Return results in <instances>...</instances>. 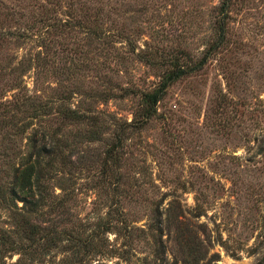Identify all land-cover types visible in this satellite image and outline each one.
<instances>
[{
  "label": "rangeland",
  "instance_id": "374dc122",
  "mask_svg": "<svg viewBox=\"0 0 264 264\" xmlns=\"http://www.w3.org/2000/svg\"><path fill=\"white\" fill-rule=\"evenodd\" d=\"M222 1L0 0V111L17 93L54 98L64 82L72 105L90 103L104 123L92 142L74 137L85 124L44 117L69 142L73 131V164L48 180L30 215L36 239L11 233L15 249L0 245V264H264V0H230L223 44L170 83L145 125L125 126L110 173L101 162L112 132L137 108V96L121 88L151 89L171 63L188 69L203 57ZM46 7L63 19L72 8L111 36L97 41L87 26L38 38L35 27L30 36L8 33L37 23ZM36 52L45 60L35 66L27 59ZM72 56L73 75L58 72ZM20 60L29 63L23 72ZM98 91L108 98L93 100ZM30 133L0 127V190ZM10 208L0 204L5 232L15 225Z\"/></svg>",
  "mask_w": 264,
  "mask_h": 264
},
{
  "label": "trees",
  "instance_id": "16d2710c",
  "mask_svg": "<svg viewBox=\"0 0 264 264\" xmlns=\"http://www.w3.org/2000/svg\"><path fill=\"white\" fill-rule=\"evenodd\" d=\"M230 4V0H223L219 5V17L216 20L217 34L215 39L210 43L209 48L205 50L203 57H201L196 63H193L191 67H187L179 64L177 61L171 63V68L164 69L160 74L159 80L151 89H140L138 87H122L123 95L132 93L137 96L138 103L137 108L133 114L132 120L129 122L120 123L117 129L114 130L113 137L109 139L108 147L105 150L104 156L101 159L102 168L110 173L120 160L117 148H120L122 143V134L125 132L127 126L140 128L145 125L150 118L156 115L158 109V103L164 96L167 87L180 75L187 71L193 70L196 67L205 63L208 55L211 51L220 47L225 40V18L227 16V8ZM50 9L47 7L43 10L42 14L37 18V23H30L22 28L21 32L8 31L9 34H15L17 37L27 36L24 32L28 31L30 34L31 28L35 27L36 33L33 36L38 38L43 36L44 33L54 30H68L75 27H88L89 34L92 35L95 40L110 37L111 34L102 31L97 27V24L89 21V18L81 19L71 8L69 9V16L71 18L63 19L56 15H53ZM32 24V25H31ZM41 30V31H40ZM124 28H120L115 33V36L121 37ZM38 32V33H37ZM113 36V35H112ZM125 37V35H124ZM103 40H101L102 42ZM110 42V41H108ZM130 42V40H128ZM134 51V49L132 50ZM42 52H36L33 58L27 59L30 63L32 59L35 62V66L44 62L45 59L41 57ZM60 71L66 76L73 75L75 68L73 65V56L68 59ZM26 60H20L15 69L23 72L25 68H28V64H25ZM21 74V73H20ZM20 82L16 83V86H20ZM62 86V87H61ZM61 89L54 98H43L41 96H28L27 94H15L12 100L8 101L2 106L0 111V127H10L14 133L26 131L27 128L31 129V133L27 134V151L25 155L19 158L16 164L11 165L12 176L6 187L4 186L0 191V204L2 206H12L17 210H12L14 218V228L10 231L0 229V245H5L7 239L12 234H17L19 238L36 239V236L40 233L39 226L34 225L30 221V215L38 213L41 206L44 204V198L48 189V180L56 175L57 172L62 171L68 163L73 164V160L69 158V153L73 151V131H69L72 136V142L68 141V134L59 133L60 126L51 128L42 123L44 117L55 112V118L59 119L60 123L65 126L75 124H85L83 131L77 130L74 133V137L84 135L88 140L92 142L100 140L103 136V125L100 116L96 115L90 103L87 104L85 110L78 108V105L73 106L71 100L73 99V89L65 86V83H61ZM84 94L88 93L84 91ZM121 95V96H123ZM93 100L98 98L107 99L109 93L98 91L90 94ZM82 99V98H81ZM83 102V101H82ZM90 105V106H89ZM126 126V127H125ZM125 127V128H124ZM75 139V138H74ZM73 167V166H72ZM70 167V170H72ZM67 168V167H66ZM6 189V190H5ZM22 202L20 209L24 212H20L16 201ZM19 216L21 218H19ZM6 234H5V233ZM8 248L15 249L13 246V240L8 242ZM7 246L4 247L7 249ZM3 248V247H2ZM2 249H0L1 251Z\"/></svg>",
  "mask_w": 264,
  "mask_h": 264
}]
</instances>
